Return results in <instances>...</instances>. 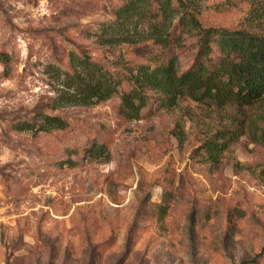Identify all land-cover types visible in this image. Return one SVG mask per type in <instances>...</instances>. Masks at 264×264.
I'll use <instances>...</instances> for the list:
<instances>
[{
  "label": "rangeland",
  "instance_id": "rangeland-1",
  "mask_svg": "<svg viewBox=\"0 0 264 264\" xmlns=\"http://www.w3.org/2000/svg\"><path fill=\"white\" fill-rule=\"evenodd\" d=\"M197 1L205 26L264 35L247 21L249 1ZM122 3L0 0V53L9 55L0 63V264H264V146L242 136L214 163L200 149L218 126L205 106L183 98L165 109L152 91L134 120L119 97L51 109L64 87L53 68H66L70 51L122 79L165 59L151 42H94ZM196 47L184 35L172 49L180 72ZM36 112L63 117L67 129H13ZM92 143L108 155L88 159Z\"/></svg>",
  "mask_w": 264,
  "mask_h": 264
},
{
  "label": "trees",
  "instance_id": "trees-1",
  "mask_svg": "<svg viewBox=\"0 0 264 264\" xmlns=\"http://www.w3.org/2000/svg\"><path fill=\"white\" fill-rule=\"evenodd\" d=\"M240 1L251 5L248 23L264 26V0ZM198 5L197 0H123L113 12V20L100 24L92 33L94 42L101 46L151 42L167 50L165 59L153 66H133L122 79L86 53L70 51L67 67L53 68L63 77L64 87L51 109L58 100L70 106L92 107L119 97L121 115L134 120L152 91L160 94L158 101L165 109L176 108L183 98L205 106L206 115L218 126L208 130L200 149L214 163L242 136L264 146V35L251 28L205 26L199 19ZM184 35L195 37L197 47L192 64L180 72L171 51L181 46ZM8 61L9 55L0 53L4 67ZM126 83L131 85L128 91L122 90ZM67 127L63 117L41 112L13 125L15 131L32 135ZM108 153L104 144L97 143L85 150L88 159Z\"/></svg>",
  "mask_w": 264,
  "mask_h": 264
}]
</instances>
